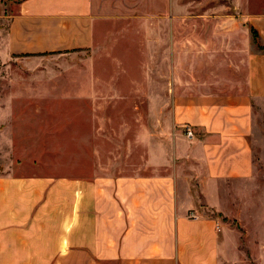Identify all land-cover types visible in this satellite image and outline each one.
<instances>
[{
  "label": "rangeland",
  "instance_id": "374dc122",
  "mask_svg": "<svg viewBox=\"0 0 264 264\" xmlns=\"http://www.w3.org/2000/svg\"><path fill=\"white\" fill-rule=\"evenodd\" d=\"M0 1L3 39L15 2ZM94 1L92 49L0 61V163L12 140L17 163L39 175L141 173L146 138L161 132L174 95L243 84L260 43L249 19L264 0ZM249 139L252 177L222 185L214 211L230 264H264V101Z\"/></svg>",
  "mask_w": 264,
  "mask_h": 264
},
{
  "label": "crops",
  "instance_id": "0c3cea01",
  "mask_svg": "<svg viewBox=\"0 0 264 264\" xmlns=\"http://www.w3.org/2000/svg\"><path fill=\"white\" fill-rule=\"evenodd\" d=\"M12 2L0 61L97 43L94 0ZM249 27L264 45V12ZM243 65L241 85L174 95L161 132L146 138L141 173L39 175L17 163L11 140L0 163V264H230L214 211L222 185L253 174L249 138L253 105L264 101V53L252 50Z\"/></svg>",
  "mask_w": 264,
  "mask_h": 264
},
{
  "label": "built area",
  "instance_id": "2783aa9c",
  "mask_svg": "<svg viewBox=\"0 0 264 264\" xmlns=\"http://www.w3.org/2000/svg\"><path fill=\"white\" fill-rule=\"evenodd\" d=\"M185 136L187 138H192L193 137V131L190 126H185ZM192 217H196L194 214H191ZM216 229L219 231L220 230V225L217 224Z\"/></svg>",
  "mask_w": 264,
  "mask_h": 264
},
{
  "label": "trees",
  "instance_id": "16d2710c",
  "mask_svg": "<svg viewBox=\"0 0 264 264\" xmlns=\"http://www.w3.org/2000/svg\"><path fill=\"white\" fill-rule=\"evenodd\" d=\"M250 30H251V32H252V34L254 36V39H256V38L258 39L257 32L253 28H251ZM257 49H259L260 51H262L264 53V45L263 44L257 42Z\"/></svg>",
  "mask_w": 264,
  "mask_h": 264
}]
</instances>
